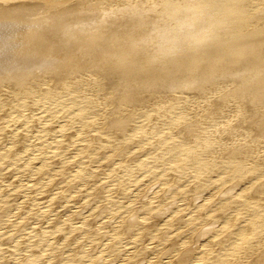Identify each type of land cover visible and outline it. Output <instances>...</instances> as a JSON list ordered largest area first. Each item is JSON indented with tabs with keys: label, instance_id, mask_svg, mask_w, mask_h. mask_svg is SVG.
<instances>
[{
	"label": "bare ground",
	"instance_id": "1",
	"mask_svg": "<svg viewBox=\"0 0 264 264\" xmlns=\"http://www.w3.org/2000/svg\"><path fill=\"white\" fill-rule=\"evenodd\" d=\"M37 79L39 81V86L38 87L36 86V89H39L38 92H36L37 97H38V93L41 89L44 92L47 90H50V89H52V86L56 85V83H58V85H59V81L60 82L64 81L65 87H66L67 83L69 84V82L76 84V85H77V83L81 84V85H78L77 88H73L71 90L68 89V91L70 93L75 92L76 94L81 95V97H82V95H84V97L85 96L87 97L85 100H84V98H82L80 100L77 97H74V95H72V97H73L72 100L74 98H77L75 100L76 101L75 103H77L78 100L85 101V103H80L81 106H83L82 104H84V105H86L87 108H89V110L91 109L90 114H89V110H87V108L85 107V110H87L88 114L90 115L89 119H87L88 116L86 117V119L89 122H93V123L97 122V123L93 124V123H88L87 121L84 120L85 122H83V123H88L91 125L92 124L98 125V129H97L98 133L102 131L101 129H105V130L107 129L106 131H108V132L110 131L109 136H111V134L114 136L115 135L117 136L118 134L121 133L119 135V137H121V139L126 137L125 142L132 141L133 139L134 140L138 139L139 137L134 138L133 136H136L139 133V131H137V129L141 128L139 126L136 127L137 125L136 126L131 125L130 121H132V120L129 118L130 116L138 115L140 113L137 110V107L139 109L140 106L134 107L132 109L133 105L129 106L128 102L130 103V101L127 98V101H128L127 102L125 100L126 99L125 97H127V96L129 97V95L136 96V98H135L136 101L140 98V103H141L142 99L146 102L150 101L151 98L154 100V97H155V99H158L157 95L160 92H158L157 95H155V96L154 95L152 96V94L153 93L156 94V92L158 90L161 91L163 88H169V90L171 88L172 89L171 91H173L174 89L175 90H177V89L181 90L179 92L177 91L178 92L177 94H180V95H178V98H180L181 94H183V93L185 94V97L188 98L187 99L184 97V95H182L183 98L187 99L183 103L184 111L181 110L182 112L177 113L178 109L180 111V107L178 109L176 108L177 112H174L176 114L174 116H172L171 119L168 118L170 121L166 122L168 124L165 125L164 129L162 130L165 132L167 131L166 134L169 135L168 136L169 139H171L173 142L172 153L169 154L168 157L165 156L166 158L164 156H161V157H163L162 159L165 158V161L169 162V164L172 166V167L169 166L170 168H173V165L180 166L179 163L181 164L183 162V159L187 158V157L184 158V156L187 155V152H189L190 149H192V150H190V152L191 151L195 152V149H193L194 146L193 147L191 146V145H194L193 143H195V142L190 141V142H193L190 145L189 144L190 142H187L188 139H186L184 137V136L189 135V134L191 135V133L194 132V131H192V127L195 125V121L197 123V125H195V126H200L199 123L201 120L198 118L199 119V122H198V120H194V119H196V117L198 115L201 114V116H202V114H203V116H202L203 120L205 121L207 118V120L205 122H208V120L211 119L210 117L213 116L211 113H213L214 111L210 112V110H211L210 108H212V107H208L207 109H210V110H208L206 112L205 108L207 106H211V104L213 106V104L215 105V104H217V102L224 101V100L227 101V103L229 102L228 105H227V103L224 104V105H226L225 106L226 108L227 107L231 108V109H227L228 111H226V112L223 111L222 109H220V107L218 109H213V110H216L215 111L216 114H218L222 111L221 112L222 116H219L216 119V122L213 121V120H215L214 117H213V120H211V124L208 122L209 124L206 125V123H204V121L203 122L201 121V125H202V127L200 126L201 131L204 130V128H205L204 126L210 127L208 132L205 133L206 135L203 134L204 135V137H203L204 142L208 144V148L207 149L203 148V149H205V153L202 154L204 152L203 151L200 154V151L203 150L201 148L205 147L207 145H204V146L201 145L202 146L201 147L199 145L202 144L203 141L202 142L199 141L200 143L198 142L199 143L198 146L200 147L201 150L198 151L199 153L196 152L197 157H195V159L190 158L188 160V162L186 161L187 163H184L188 166L187 167L188 170L191 167L193 169L194 167L200 166V167L204 168V170H202V171H205V170H207V168H208L207 166H209V164L213 161V159H216L217 157L219 159L221 157H224L223 159L222 158L220 159V162H218L221 165V168L219 169V171L217 169V171L220 173V176H221L220 181H217V178H216L217 175H216L215 178H216L217 182L214 179V181H212L210 183L208 182L209 184L208 183L205 184V182H200V183L198 182L197 184L194 183L195 184V185L193 184L195 186L194 192H193V190L192 191L189 190V188H191V187H188V185L186 187L190 191L189 196L187 198L188 202H190L192 200H196L195 198H205V195L210 188H213V189L216 188V190H220L217 188H221V187L223 188L222 184H227L230 181L231 177L233 176V175L231 176V174H232L231 169H233V167H235L234 164H236V162L239 161V163H240L241 159H243V158L245 160L247 159L246 162H244V159H243V162L247 163V166L249 168H251V170H253L252 168L256 169V166L258 169V166L260 165L261 161L263 160V159L262 160L259 159L258 156H259L260 152L263 151V153H264V0H0V85H3L0 87V89L2 87L9 86L10 84H13V83L20 84L19 82H22V83L26 84V82H28L29 80L33 82L35 80L37 81ZM50 80H52V83H48ZM55 80H57V82ZM53 81H55V82L53 83ZM35 82H33V83H35ZM30 84H31V82H30ZM13 85H15V84H13ZM21 85H23V84H21ZM21 85H19L18 88H20ZM125 85H126V87H125V89H123ZM62 86H63V84H62ZM10 87L12 89L13 86L11 85ZM16 88H17V86H16ZM29 89H31V88H29ZM82 89L85 90L86 92H90V94L86 93ZM194 89H195V91H194ZM197 89L200 90L201 92L199 93V91H197ZM206 89L209 90L208 93L205 92V91H207ZM2 90H3V88H2ZM5 90L7 91L8 89L5 88ZM58 90L56 92H59ZM64 90H66V89H63V92H64ZM114 90L120 91L121 97H120V95H119V97H117V95L120 92H117V95H116L115 94L116 92H114ZM203 90H205V91L203 92ZM35 91H37V90H33L32 92L31 91L30 92L33 95V94H35ZM153 91H156V92H153ZM196 91L198 93H195ZM2 92H4V90ZM9 92H12V90L11 91L9 90L7 93H9ZM47 92H49V91H47ZM91 92H95V93H91ZM97 92L101 93V94H98ZM31 93H30V95H31ZM201 93H202V96H201ZM25 94L27 95V93H25ZM69 94H67V95H69ZM114 94H115V96H114ZM190 94L192 96H190ZM2 95H3V93H2ZM67 95H66V97H67ZM188 95H189V97H188ZM138 96H139V98L137 99ZM5 97H6V95H5ZM23 97H25V95H23ZM33 97H34V95H33ZM43 97H44V95H43ZM70 97H71V95H70ZM175 97H176V94L174 93L173 96H171V98H173L174 102L175 101L178 102L177 100H174ZM161 98H163V97H161ZM178 98H175V99H178ZM183 98L180 100L183 101L184 100ZM41 99H43V98H40V100ZM189 99H192V100L189 101ZM61 100H62V98H61ZM66 100H67V98H66ZM233 100H234V102L230 103ZM35 101H36V99H35ZM124 101H126V102H124ZM168 101H169V99H168ZM187 101H188V103H187ZM198 101H199V104H197ZM27 102H28V100H27ZM27 102H26V105H27ZM170 102H171V100H170ZM55 103L56 102H54V104ZM78 103L76 105L80 106V104H78ZM169 103H167V104H169ZM194 103H196V104H194ZM72 104H74V102ZM142 104H144V103L142 102ZM173 104L171 103L172 107H173ZM23 105H24V103H23ZM137 105H139V103ZM74 106H75V104H74ZM79 106H78V108L80 109L81 107H79ZM218 106H221V105L220 104L217 106L215 105V108H217ZM174 107H175V105H174ZM22 108H24V106ZM69 108H71V106ZM82 108L84 110V107H82ZM156 108H154V109H156ZM159 108H163V107L160 106ZM221 108H224V107H221ZM26 110H28V109H26ZM71 110L69 111V113L71 112ZM76 110H78V109H76ZM140 110H142V109H140ZM149 110H150V107H149L148 111ZM167 110L169 111V108H167L165 111H167ZM65 111L68 112V110H65ZM78 111H80V110H78ZM143 112L145 114V111H143ZM143 112H141V113H143ZM147 112H146V114H147ZM153 112L154 111H152V113ZM160 112H162V111L160 110ZM75 113H78V112H75ZM83 113H80V115L81 114L83 115ZM154 113H156V112H154ZM144 114H142V115H144ZM169 114H170V112H169ZM41 115H38V116H41ZM163 115H165V114H162V117L161 116H159V117L163 118ZM18 117H20V116H18ZM135 117L137 118L138 116H135ZM192 117H195V118L192 119ZM208 117H209V119H208ZM65 118H66V116H65ZM74 118H73V120H74ZM83 118H85V117H83ZM128 118L130 120L129 123H128ZM150 118H152V116H150ZM9 119H11V118H9ZM18 119L15 118L14 121L18 120ZM159 119L160 118H158L157 120H159ZM4 120H6V119H4ZM66 120H64V121L66 122ZM7 121L9 122L8 119H7ZM14 121H13V123H14ZM18 121H19V123H21L20 119ZM18 121H16V122L18 123ZM26 121H28V120H26ZM75 121H76V119H75ZM78 121L80 122V120H78ZM212 121L215 123L213 124ZM79 122L77 123V125H80ZM164 122H162V123H164ZM69 123H71V121ZM150 123H151V121H150ZM1 124H2V122H1ZM1 124H0V126H1ZM4 124L6 125L5 121H4ZM59 124H61V123H59ZM71 124H72L71 125V127H72L75 123L73 122ZM62 125H65V124H62ZM11 126H12V123H10V129L12 128ZM59 126L57 127V130H58ZM3 127H6V126L2 125V127H0V128L2 129ZM7 127H9V125ZM7 127H6V129H7ZM61 127H63V126H61ZM64 127L66 128V126H64ZM87 127H88V125H87ZM89 127H91V126H89ZM70 128L68 127V130ZM202 128H203V130H202ZM1 129H0V133H2ZM12 129L16 130L15 128H12ZM21 129H23V128H21ZM45 129L47 131L48 127ZM50 129H48V130L50 131ZM55 129H56V126H55ZM75 129H78V126ZM99 129H100V131H99ZM194 129H195V127H194ZM23 130H25V129H23ZM64 130L66 131L67 129H64ZM2 131H4V128ZM18 131H19V129H18ZM27 131H25V133ZM51 131H54V130H51ZM71 131H72V128H71ZM94 131L95 130H93V132L91 130L88 131V133L90 132L89 133L90 136L88 135V133L86 131L84 133L85 134L87 133V135L89 137H91V139L95 137L94 136L95 134H97V137H100V139L102 138L101 140H103V138H105V136L107 137V135L105 133H102L104 131H102L101 134H99V136H98V133H95ZM201 131H196L195 133H197V132L200 133ZM4 132L2 134H4ZM15 132H17V130ZM15 132L13 131L11 133H13L14 136L17 133H19V132H17V133H15ZM21 132L22 131H20V133ZM59 132H60V130H59ZM78 132L80 133V129H78ZM108 132H106V133H108ZM40 133L38 135L37 134L36 135L42 136V133L41 134ZM60 133H63V132H60ZM122 133L125 134L124 135L125 137H122L123 136ZM46 134H47V132H46ZM58 134L59 133H57L56 136ZM65 134H66V132H65ZM65 134H63V135H65ZM68 134L69 133H67L66 135H68ZM71 135L74 136L73 134H71ZM75 135L77 136L78 134H75ZM79 135H81V134H79ZM167 135H166V137H167ZM193 135H195V134H193ZM12 136L10 137V139L12 138ZM72 136H71V138H72ZM2 137H3V139H4V137L8 138L6 136V134L2 135ZM2 137H1V139H2ZM33 137H35V135H33ZM65 137L66 136H64V138ZM131 137H133V139H131ZM168 137L166 139H168ZM36 138H38V137H36ZM68 138L71 139L69 136L67 137V139ZM76 138L77 137H75L74 140ZM81 138L79 139V141L81 140ZM111 138H113V137L111 136ZM114 138H116V137H114ZM128 138H130L131 140ZM192 138L193 137H191V139ZM3 139H2V141H3ZM14 139L15 138H13L11 140H14ZM20 139H21V137H20ZM22 139H23L22 142L25 143L23 137H22ZM42 139H44V138H42ZM42 139H40V140H42ZM67 139H65V140H67ZM98 139L99 138H97V140ZM107 139L109 140V137ZM117 139H118V141L121 140L120 138H117ZM7 140H9V139H7ZM49 140H50V138H49ZM74 140H72L71 144H75V143H73ZM93 140L94 139H92V141ZM101 140H99V141L101 142ZM104 140H106V139H104ZM122 140H121V145H124ZM134 140H133V142H134ZM15 141H16V139H15ZM54 141H55V143L57 142L56 140H54ZM75 141H76V143L79 142L78 140H75ZM140 141H141V139H140ZM33 142L35 143L36 140ZM40 142L37 144L40 145ZM42 142H45V141L42 140ZM69 142H67V143H69ZM80 142H81V146H84L85 150H87L89 148L91 149L93 147L95 148V146H93L94 144H96L95 142H94V144L92 142L93 145L91 144L93 147L89 146V148L87 147V149L85 146H87L90 143L89 140L87 141L88 144L86 142L83 143L84 140H83V142L82 141H80ZM100 142L98 144H100ZM11 143H14V142H11ZM50 143H51V141H49V144ZM63 143L64 142H61V144H63ZM82 143L87 144V145H82ZM119 143H120V141H119ZM119 143H118V145H119ZM237 143H238V145L236 147ZM254 143L256 144L255 147L250 148L251 145ZM2 144H4V143H2ZM5 144H7V143H5ZM26 144H27V142H26ZM42 144L43 143H41V145ZM56 144H58V143H56ZM56 144L54 145V147L56 146ZM61 144H60V147H61ZM31 145H33V144H31ZM51 145H53V143ZM106 145H105V149H106ZM121 145H120V147H121ZM128 145H129V143L127 144V147H128ZM7 146H8V144H7ZM19 146H20V144H19ZM98 146H97L96 150L98 149ZM100 146H102V145H100ZM130 146L131 145H129V147ZM16 147H14V148H16ZM60 147H58V148H60ZM77 147H78V144L76 145L75 152L77 150ZM103 147H104V143H103ZM107 147H108V145H107ZM122 147H124V146H122ZM134 147H136V146H134ZM138 147H139V145H138ZM245 147H247L246 150L244 149ZM11 148H13V147H11ZM41 148H42V152H43L44 149H43V147H41ZM94 148L91 150H94ZM125 148H126V145H125ZM253 148H254V150H253ZM51 149L52 148H50V150ZM67 149H69V148H67ZM162 149H163V147H162ZM20 150H21V148H20ZM36 150L37 149H35V151ZM50 150H48V151H50ZM57 150H55V152ZM85 150H83V151H85ZM248 150H250V154H247V152H249ZM95 151H93V152H95ZM97 151H99V149ZM101 151H99V152L101 153ZM103 151H104V149H103ZM107 151H108V149H106V152ZM112 151H114V148ZM3 152H5V151H3ZM17 152H19L18 149H17ZM17 152L14 151V153H16V154H17ZM38 152H39V150H38ZM44 152H46V151H44ZM75 152H73V153H75ZM78 152H81V150ZM85 152L87 153L86 155L88 157L92 153L91 152L88 155L89 152H87V151H85ZM99 152H98V154L96 153L97 156L98 155L102 156L103 153L99 154ZM143 152H145V151H143ZM31 153H32V150H31ZM33 153L35 154V152H33ZM46 153H48V152H46ZM62 153H64V152H62ZM65 153L67 154V152H65ZM116 153H115V155L118 156L119 154L118 153L116 154ZM161 153H163V152H161ZM193 153H191V154H193ZM2 154H4V153H2ZM51 154H49V155H51ZM107 154H110L111 156L113 155L109 152H107ZM73 155L74 154H72L71 156H73ZM86 155H85V157H86ZM106 155L103 158H106ZM121 155H122V153H121ZM146 155L144 156L145 158H147ZM156 155L157 154H155V158H156ZM165 155H167V154H165ZM193 155H195V153ZM260 155H262V154H260ZM0 156H2V155H0ZM101 156H99V160H100ZM75 157H76V155H75ZM83 157H82V159H83ZM85 157H84V159H85ZM113 157H114V155H113ZM149 157L151 158V156H149ZM188 157H190V156H188ZM7 158H8V156H7ZM48 158H50V157H48ZM78 158H80V156ZM78 158L76 157L77 160H78ZM116 158H115V160L112 158L115 161V163L113 162L114 164H116V160L118 159V158L117 159ZM145 158H144V160H145ZM150 158H149L148 164H150ZM152 158H151V160H153ZM11 159H13V156ZM79 160H81V159H79ZM218 160H216V161H218ZM36 161H38V160L36 159ZM71 161L69 163H72ZM121 161H123V160H121ZM146 161L148 162V160H146ZM159 161H161V160H159ZM12 162H14V161H12ZM47 162H48V160H47ZM55 162H56V160H55ZM87 162H89V161H87ZM137 162L140 163V161H137ZM152 162H154V160ZM6 163H7V165H9L8 162H6ZM121 164H122V162H121ZM163 164H162V166H163ZM7 165H4V167L5 166L7 167ZM67 165H70V164L67 163ZM67 165L65 168H67ZM83 165H84V163H83ZM141 165L143 166L144 164H141ZM30 166H32V164ZM45 166H46V164H45ZM57 166H59V165H57ZM84 166L88 167V169H89L88 165L85 164ZM123 166H124V164H123ZM123 166H121V165L119 166L120 170H121V167H123ZM145 166H146V164H145ZM145 166H143V167L145 168ZM148 166H150V165H147L146 167L148 168ZM241 166H244V164L242 163ZM34 167H36V165ZM40 167L42 168V166H40ZM46 167H48V165ZM46 167H44L42 169H46ZM55 167L53 169H55ZM79 167H81V166H79ZM96 167H97V165H96ZM182 167H183V165L181 166V168ZM240 167H237V168H239V170L242 171V169H240ZM244 167H246V166H244ZM261 167H264V166L261 165ZM65 168H64V170H62V172L60 174H62L65 171ZM68 168H70V167H68ZM185 168H186V166H185ZM187 168L185 169L186 171H187ZM7 169H9V168H7ZM58 169H60V166ZM74 169H76V168H74ZM83 169H87V168H83ZM245 169H247V168H245ZM71 170H69L70 172L67 170V172H69V174H71ZM91 170H93V169H91ZM149 170H151V169H149ZM12 171H14V170L12 169ZM47 171H49V170H47ZM84 171L87 172V170H84ZM152 171H151V173H152ZM161 171L159 173L163 172V171L162 172ZM165 171H167L166 168H165ZM192 171H190V172H192ZM202 171H201V173H202ZM253 171H255V170H253ZM8 172H9V170H8ZM80 172H81V170L79 171V173ZM167 172H169V171H167ZM167 172H166V174H167ZM172 172H174V171H172ZM190 172H189V174H190ZM205 172H207V171H205ZM30 173H31V171H30ZM58 173H59V171H58ZM72 173H74V172L72 171ZM79 173H77V174H79ZM153 173H154V171H153ZM177 173L175 175H178ZM238 173H240V171H238ZM255 173H257V175L255 174L256 176L252 180L248 181L247 184H245L246 186L244 187V189H242L241 192L239 193V195L234 197L233 200L230 197V193L233 192V189L235 187L238 188V186L242 182L245 183L246 181L244 182V180H247V178H245V176H241L240 174H236V176L237 175H240V176H238L236 182L233 183V185L231 186L232 188L227 189L226 192H223L222 195L220 193H218L222 196V199L224 198L223 200L221 199L222 201L220 200V198H219L220 202H216V203L211 200L214 196L217 195L218 191H216V190H215L216 193L210 192L208 194V196L206 195L207 198H205L206 200L202 202L203 205L204 204L206 205L208 203L213 202L212 203L213 206L208 210L209 214H208L207 220L205 218L203 220L202 219L197 220V219H199L197 217V215H199V212L195 216L192 214L193 212L192 213L189 212L193 216V217L190 216V217H192L190 219V221L188 219H186L187 217L186 218L184 217L185 215L183 212L182 213L184 216H182V214H180V216H176L178 210L174 213L172 212V210L176 209V207H179V205L178 206H177V204L171 205L170 204L171 200H169L170 197H169V199H168V197H166V199L169 200L168 201L169 205H167L168 204L167 203L166 204L167 206L163 205L167 201L166 202L164 201L165 203H162L163 201L161 202L159 200L162 203L163 207L158 209V207H160L161 204L157 203V205H155V207H153L156 210H153V208L148 210L146 207L147 211L146 210L144 211V210L140 209L141 207H139L138 209H140V210L134 212L133 214L130 212L132 214V216L129 215L130 218H128L129 216H127L126 219H124L126 217L125 213H127V215H128V212L121 213L123 215L125 214L124 215L125 217L123 216V219H122V220H124V223L120 221L123 224V227H126L128 223H129L128 227H130L131 224H133L134 228L136 230V234L142 233L141 231H143L144 228H146V227H142V225H144L143 224L144 222H149L148 221L149 219H151V221H152V219H155L159 216H162L163 218L165 216L166 217L169 216L168 222L172 223L173 221H175L174 223H176V224H174V227H172L173 224H171L170 228L165 227L166 224H168V222L166 221L167 223L165 224L164 227L166 229L168 228V231L163 227L165 231H163V229H162L163 232L160 231L159 233H157L158 238L159 237L162 238L159 235L162 233L165 235H172V237H170V238L166 237V239L156 240L157 242H156V244L154 243V247H151L153 245V243H151L153 240L152 241L148 240V241H150L149 245H151V246L143 245V246H145V248H143V249H145L144 250L145 253L142 252L143 249H141L143 246H141V248H139L140 250H142L140 253L139 249H137L138 247L136 246L137 247L136 248L133 245L134 243H132V245H133V247H135V249L131 248L132 247L131 245H130L131 247L130 248L127 247L126 250H123L124 248L121 249L123 251L119 252V255L122 258H120L119 260L116 258L118 262L116 261L117 263H111V264H264V216H262V214H261V212L264 211V197H263L264 195H261L260 198H257L259 196V194H264V179L261 181L259 180V182L256 184V186H254L255 180L264 176V168L258 170L257 172L255 171ZM21 174H23V173H21ZM54 174H56V173H54ZM108 174H110L109 171H108ZM148 174L150 175V172ZM162 174H164V173H162ZM192 174L193 173H191V175ZM234 174H235V172H234ZM242 174L244 175V173H242ZM32 175H34V174H32ZM72 175H71V178H72ZM74 175H73V177H74ZM53 176H55V175H53ZM159 176H161V175H158V178H159ZM172 176H173V174H172ZM204 176H203V178H204ZM211 176H210V178H211ZM6 177L9 178V175ZM14 177H16V176H14ZM14 177H12V178H14ZM33 177H30V178H33ZM40 177H42V176H40V174H39L38 179H40ZM122 177H123V175H122ZM136 177H137L136 175L133 177V181L134 180L136 181ZM164 177H166V175ZM167 177H169V176H167ZM174 177H175V179L176 178L179 179V175L177 177L176 176H174ZM174 177H173V179H174ZM51 178L52 177H50L49 179H51ZM71 178H70V180H71ZM74 178H76V177H74ZM118 178L119 177H117V179ZM194 178H196V176H194ZM207 178H209V177H207ZM207 178L205 177V179H207ZM232 178H234V177H232ZM0 179H2V178H0ZM16 179L20 180V178H17V177H16ZM33 179H29V180H33ZM108 179H110V178L108 177ZM173 179L171 180L172 182L174 181ZM200 179H202V178L200 177ZM11 180H13V179H11ZM43 180L44 179H42L41 181L43 182ZM54 180H53V182H54ZM59 180H61V179H59ZM76 180H77V178H76ZM27 181H28V179H27ZM45 181L47 182V179ZM71 181H73V180H71ZM71 181H69V182H71ZM109 181L111 182V180H109ZM179 181H180V179L178 180V182ZM32 182H34V181H32ZM73 182H75V181H73ZM84 182H86V180ZM108 182L106 184L109 185L110 182L109 183ZM19 183H21V182H19ZM19 183L17 181L16 186H18ZM43 183L41 185H43ZM169 183L170 182L168 181L167 184H169ZM176 183L173 182L174 185H176ZM36 184L38 185V183H36ZM47 184H45L46 187H47ZM81 184L83 185V183H81ZM118 184H119V181H116V183L114 185L115 189L113 190L112 194L114 193V191H116V187L119 188L120 186H122V185L117 186ZM129 184H131V183H129ZM133 184H135V182ZM159 184L161 185V183H159ZM159 184H156V185H159ZM186 184H188V182ZM75 185H77V184H75ZM82 185L79 184V188ZM108 185H105V188H106V186L108 187ZM124 185L126 186L127 184L126 183L123 184V187H124ZM163 185H165V184H163ZM180 185H182V184H180ZM18 187H20V186H18ZM42 187H44V185ZM75 187H73V188H75ZM109 187L111 188V185H109ZM178 187H176V189ZM21 188L22 187H20V189ZM68 188H70V187H68ZM73 188H71V189H73ZM136 188H137V186L135 187V189ZM157 188L158 187H156V189ZM179 188H181V186ZM179 188H178V190H179ZM192 188H193V186H192ZM38 189H40V188H38ZM71 189H70V191H71ZM121 189H118V190H121ZM162 189H164V187ZM174 189H175V187H174ZM23 190H25V187L23 188ZM26 190H28V189L26 188ZM43 190H44V188H43ZM94 190H95V188H94ZM110 190H112V189H109V193H110ZM154 190H152V191H154ZM222 190L219 192H222ZM56 191H57V188H56ZM56 191H55V193H56ZM63 191H65V190H63ZM107 191H108V189H107ZM107 191H105V192H107ZM164 191H163V193H164ZM168 191L170 192V191H172V189H170V190L168 189ZM9 192H8V194H9ZM72 192L73 191H71V194H73ZM74 192H75V190H74ZM105 192H104V194H105ZM181 192H182V190H181ZM17 193H18V191H17ZM154 193H156V192H154ZM154 193H152V194H154ZM186 193H187V191H186ZM13 194L14 193H12V195ZM27 194H29V192H27ZM69 194H70V192H69ZM169 194H167V195H169ZM232 194L233 193H231V196H232ZM67 195H65V196H67ZM177 195H178V193H177ZM184 195H185V193H184ZM31 196H33V194ZM65 196H63V197H65ZM150 196H151V194H150ZM153 196H151V197L153 198ZM182 196H183V194H181V198H184ZM221 196H219V197H221ZM100 197H102V196H100ZM103 197L106 198L105 195ZM112 197H113V195H112ZM176 197L177 196L175 195V198ZM32 198H35V197L33 196ZM32 198L30 197V199H32ZM58 198H62V197L58 196ZM109 198L111 199V197H109ZM115 198L116 197H114L112 200L118 201ZM120 198H118V199L121 200ZM122 198H124V197L122 196ZM215 198H217V197H215ZM255 198H257V200H255ZM10 199H11V197H10ZM14 199L17 200V198H15V197H14ZM50 199H47V200L50 201ZM65 199L68 200V199H72V198H66L65 197ZM171 199H172V196H171ZM229 199H231V200H229ZM18 200H19V198H18ZM59 200H60V202L62 201L61 199H59ZM101 200H103V199H101ZM155 200H156V198H155ZM161 200H163V199L161 198ZM182 200H185V199H182ZM215 200H218V198ZM107 201H108V199H107ZM28 202H29V200H28ZM155 202H157V200L154 201V204H155ZM178 202H180V201H178ZM11 203H12V201H11ZM13 203H15V202L13 201ZM13 203L11 204L12 208H14ZM24 203L25 202H23V205H24ZM50 203L54 204L55 202L52 203V201H51ZM138 203H140V202H138ZM183 203H181V204H183ZM37 204H40V203H37ZM122 204L123 203L119 204V205H121V208L123 206ZM192 204H193V201H192ZM42 205L45 206V204H42ZM60 205H59V207H60ZM64 205L62 204L61 206H64ZM66 205H67V203H66ZM80 205H81V203H80ZM112 205H110V206H112ZM124 205L127 206V204H124ZM146 205H147V203H146ZM148 205H149V203H148ZM52 206L53 205H51V207ZM108 206L106 205V207H108ZM115 206H116V203H115ZM115 206L113 205L112 209ZM129 206H131V205H129ZM129 206L127 208V211L129 209ZM138 206H141V205H138ZM189 206H191V205H189ZM16 207H17V205H16ZM134 207H136V206H134ZM194 207H196V206L194 205ZM45 208H46V206H45ZM45 208H44V210H45ZM47 208H49V207H47ZM116 208H117V206H116ZM180 208H181V205L177 209H180ZM123 209H125V207ZM193 209H195V208H193ZM16 210H15V212H16ZM19 210H21L19 212H22V210H24V209L21 208ZM38 210H40V209H38ZM81 210H82V208H81ZM107 210H110V209H107ZM107 210L105 209L106 212H108ZM113 210L115 211V209H113ZM233 210H235V211H233ZM82 211L85 212V210H82ZM187 211H189V210H187ZM203 211H206V210H204V208H203ZM3 212L4 211H1L0 216H2ZM40 212H41L40 214H42V210ZM103 212H104V210H103ZM24 213H25V211H24ZM91 213H90V215H91ZM99 213L101 214L100 211H99ZM111 213H114V212H111ZM179 213H181V212H179ZM5 214L3 215L4 217H5ZM19 214H20V216H22L21 213H19ZM25 214H27V213H25ZM102 214H104V213H102ZM105 214H107V213H105ZM115 214H118V213H114V217H115ZM194 214H196V213H194ZM201 215H202V213H201ZM201 215H199V217ZM30 216H33V214L32 215L30 214ZM10 217L11 216L9 215V219H11ZM27 217H29V215ZM27 217H26V219H27ZM56 217H58V216H56ZM96 217H98V216H96ZM201 218H203V217H201ZM110 219H108V220H110ZM210 219H212V221L206 223ZM16 220H18V218ZM58 220H59V218H58ZM62 220H64V218H62ZM81 220H82V218H81ZM93 220H94V217H93L92 221ZM92 221H89V222H92ZM158 221L160 223H162L158 218L157 222L155 220L157 225L159 223ZM192 221H195V223H193ZM4 222L6 223V222H11V221H4ZM25 222H26V220H25ZM27 222H28V220H27ZM31 222H33V221H31ZM117 222H118V220H117ZM155 222H153V224ZM191 222L193 224L188 226V224ZM81 223L82 222H80V224ZM116 223L114 225L118 226L119 224L117 225ZM75 224H72V225L75 226ZM78 224H79V222H78ZM107 224H109V223H107ZM140 224H142L141 227L143 229L136 227L137 225L140 227ZM156 224H154V225H156ZM68 225H70V224H68ZM81 225H78V226H81ZM105 225H106V220H105ZM133 225H132V227H133ZM112 226H113V224H112ZM112 226L110 224V227H112ZM147 226H149V225H147ZM70 227L73 228V226H70ZM132 227H130V228H132ZM157 227L159 228L160 226H157ZM87 228H89V226ZM130 228H129V230H130ZM92 229H94V228H92ZM118 229H120V228H118ZM118 229L116 227V229H114L113 231H115V230L118 231ZM54 230L55 229H53V231ZM85 230H87V229H85ZM102 230L103 229H101V231ZM120 230H119V233H120ZM154 230H156V229H154ZM21 231H23V230H21ZM103 231H105V230H103ZM144 231H148V229L144 230ZM166 231H167V233H166ZM31 232H33V231H31ZM91 232L92 231L90 230V233ZM93 232L97 233L96 230H93ZM124 232L126 234V231H124ZM124 232H123V235H124ZM13 233H14V231H13ZM21 233H19V234H21ZM39 233H37V234H39ZM98 233H99V231H98ZM113 233H115V232H113ZM116 233H118V232H116ZM23 234H25V233L23 232ZM83 234H85V233H83ZM130 234H133L132 231ZM147 234H148V232L146 233V235ZM117 235H119V234H117ZM123 235H122V237L121 236L120 237L121 238L126 237V235L125 236H123ZM143 235L141 234V236H143ZM152 235H154V233L153 234L151 233V236ZM110 236H112V238H113V234ZM93 237H94V235H93ZM99 237H101V236L99 235ZM137 237H138V235H137ZM121 238H118V239L120 240ZM126 238H124V239H126ZM148 238H149V236H148ZM153 238H154V236H153ZM33 239H35V238H33ZM131 239H133V238H131ZM146 239H147V237H146ZM85 240H87V239H85ZM94 240H95L94 242H96V239H94ZM114 240L115 239H113L111 242H109L108 246L105 244L106 247H109L108 250L106 249V252L101 251L99 253L95 252L94 250H91V249H93L91 247L90 248L87 246L83 247L84 245L82 247L80 246V248H81V249L79 248L80 251L77 250V248L73 249V247L76 244L73 247H71L69 245L71 248L69 247L66 249V252L63 253L64 256H62V258L68 257V259H70L72 262L75 261V263H73V264H76V260L79 261V259L86 260V262L87 261H95V262L98 261L99 264H100V262H102L103 264L105 262L107 263L105 258H109V256L112 259L114 258V257H112L113 256V253H111L112 251L111 252L109 251V250L113 249V248H111V245H114L116 243V241H115V243H113ZM138 240H137V242H138ZM106 241L107 240H105V243H107ZM125 241L126 240L118 241V243H117L118 245L115 244V246L117 245L115 247V251L119 248V246L123 245ZM134 241H136V240H134ZM53 242H54V240H53ZM137 242H135V244ZM141 242H142V240H141ZM159 243L161 245L157 246V244H159ZM142 244H144V243H142ZM96 246H98V245H96ZM123 246L125 247V245H123ZM123 246H121L120 248H122ZM126 246H127V244H126ZM155 246H157V247H155ZM46 248H48V246ZM151 248H153L152 249L153 253H151V251H150ZM48 249H46V250H48ZM148 249H150V250H148ZM27 250H29V249H27ZM132 250L135 251L136 255H134L135 253H131ZM43 251H45V249ZM117 251H119V250H117ZM136 251L139 253H137ZM147 251H150V252H147ZM107 252H110L111 254L105 255ZM122 253H123V255H122ZM145 254H147V255H145ZM115 255H117V252ZM37 256H38V253H37ZM51 257H53V256H51ZM59 257L60 256H58L56 259H58ZM19 258H23V257H19ZM35 258H36V256H35ZM16 260H17V258H16ZM53 260L54 259H52L50 261H53ZM113 260L115 261V259H113ZM55 261H54V263H55ZM65 261H67V259ZM114 261H111V262H114ZM23 262H24V260H23ZM62 262H63V260H62ZM82 262H84V261H82ZM108 262H110V261H108ZM14 263L18 264V262H14ZM78 263H80V262H78ZM58 264H60V263H58ZM63 264H65V262ZM90 264H92V263H90ZM107 264H109V263H107Z\"/></svg>",
	"mask_w": 264,
	"mask_h": 264
},
{
	"label": "rangeland",
	"instance_id": "2",
	"mask_svg": "<svg viewBox=\"0 0 264 264\" xmlns=\"http://www.w3.org/2000/svg\"><path fill=\"white\" fill-rule=\"evenodd\" d=\"M26 81V80H25ZM30 81V80H29ZM26 82V84L25 83H22V82H19L20 84H18V83H13V84H15V85H13V84H10L9 86H6V87H2L3 88V90H4V92H2L3 90H2V88L0 89V124H1V122H2V124H1V126L0 127H2V125L3 126H8L9 125V127H7V129H6V127H3L4 128V131H2L3 130V128L1 129V132L3 133L4 132V134H2V133H0V155H4L3 157L2 156H0V178H2V179H0V210L1 211H4L3 213H2V216L5 214V217L3 216H0V264H17V263H14V262H18V264H58V263H60V264H63L64 262H65V264L67 263V264H73V263H75V261H71L70 259H68V257H63L62 258V256H64V254L63 253H65L66 252V249L67 248H69L70 246L71 247H73L75 244L77 245H75L74 247H73V249L74 248H77V250H79V248H80V246L82 247L83 245V247H85V246H87V247H91V248H93V249H91V250H94L95 252H97V253H99V252H101V251H103V252H106V249L108 250V248L109 247H106L105 246V244L108 246L109 245V242H111L113 239H115L114 240V242L113 243H115V241H116V243L115 244H117L118 243V241H123V240H126L125 242H124V244L123 245H125V247L123 246V245H121V246H123L122 248H120L121 246H119V248L117 249V250H119V251H115V247L118 245H116L115 246V244L114 245H111V248H113V249H111V250H109L111 253H113V256L112 257H114L113 259H115V261L109 256V258H105L106 259V261H107V263H109V264H111V263H117L118 261H117V259L119 260L120 258H122V257H120V255H119V252H121V251H123V250H126L127 249V247H131V248H134L135 249V247L137 248V249H139V248H141V246H143V245H145V246H148L149 245V243H150V241H152L151 243H153V245L151 246V245H149V246H151V247H154V243L156 244V240H162V239H166V237L167 238H170V237H172V235H165V234H159L162 238H158V234L157 233H159L160 231H162V229H163V231H165L164 230V228L165 227H169L170 228V226H171V224H173L172 225V227H174V224H176V223H174L175 221H173L172 223L171 222H168L169 220H168V218H169V216L168 217H162V216H159V217H157V218H155V219H152V221H151V219H149L148 221L149 222H144L143 224L145 225H142V224H140V227L137 225L136 227H138V228H140V229H143L142 227H146V228H144V230H147L148 229V231H141L142 233H140V234H136V230H135V228H134V225L133 224H131V226L130 227H132V225H133V229L132 228H130V227H128V225H129V223L127 224V226L126 227H123V224L121 223V222H123L124 223V220H122L123 219V216L125 217L124 219H126L127 218V216H132V214L134 213V212H136V211H138V210H146L147 211V209L149 210V209H151V208H153V207H155V205H157V203L159 204H161V206L160 207H158V209L159 208H161V207H163L162 206V203H165L166 201V203L165 204H163L164 206H167V205H169V200H171L170 201V204L171 205H175V204H177V206L179 205V207H180V205H181V208L180 209H177V208H179V207H176V209H173L172 210V212L174 213V212H176L177 210V214H176V216H180V214H182V216H184L186 219H188L189 221H190V219L193 217L192 216V214L195 216V215H197V213L199 212V215H201V213H202V215L199 217V215H197V217L199 218V219H197V220H203L204 218L207 220L208 219V210L213 206L212 205V201H214L215 203L216 202H220V200L222 199V194H223V192H226V190L227 189H230V188H232L231 186L233 185V183H235L236 182V180H237V178H238V176H245V178H247V180H244V182L245 183H241L239 186H238V188L237 187H235L234 189H233V192H231V193H233L232 194V196H231V193H230V197H231V199L233 200V198L234 197H236L237 195H239V193L241 192V190L242 189H244V187L246 186L245 184H247V182L248 181H250V180H252L256 175H257V173H255V171L257 172L258 170H260V169H262V168H264V167H261V165L262 166H264V153H263V151L262 152H260V154H262V155H260L259 154V156H258V158L259 159H263L262 161H261V163H260V165L258 166V169H257V166H256V169L255 168H252L253 170H255V171H253V170H251V168H249L248 166H247V163H244V162H246L247 161V159L245 160L244 158V162H243V159H241V161H240V163H239V161L238 162H236V164H234V166L235 167H233V169H231L232 171H231V176L232 177H234V178H232L231 177V179H230V181L227 183V184H222V186H223V190L221 189V188H217V189H220V190H216V188H210L209 190H208V192L206 193V195L208 196V194L211 192V193H216V191H218L217 192V195L216 196H214L211 200V202L212 203H208V204H204L203 205V201H205L206 199L205 198H207L206 197V195H205V198H195L196 200H192L193 201V204H192V201H190V202H188V200H187V198H188V196H189V192L190 191H192L193 190V192L195 191V189H194V185L195 184H197L198 182L200 183V182H205V184L206 183H210V182H212V181H214V179H215V181H216V178H217V181H220V179H221V176H220V173L218 172L219 171V169L221 168V165L218 163V162H220V159L222 158H224V157H221L220 159L217 157L216 159H213V163L211 162L210 164H209V166H207L206 168H207V170H205V171H207V172H205V171H202V170H204V168H202V167H194L193 169H192V167L188 170V166L186 165V164H184V163H187L188 162V160L191 158V159H195V157H197V154H196V152H198L199 150H201V149H203V148H205V149H207L208 148V144L207 143H205L204 142V135H206L205 133L206 132H208V130L210 129V127L209 126H204L203 128H204V130H203V128H202V130L203 131H201V127H202V125H201V121L203 122L204 120H203V118H202V116H203V114H202V116H201V114L200 115H198L197 117H196V119H194V120H198V122H199V119L201 120L200 121V126H195V125H197V123H196V121H195V125L192 127V131H194L193 133H191V135L189 134V135H186V136H184L186 139H188L187 140V142H190V141H193V142H195V143H193V142H190L189 144L191 145L192 143L194 144V145H191L192 147H193V149H195V155H193L194 153L191 151L190 152V150H192V149H190L189 150V152H187V155H185L184 156V158H186V159H183V162L181 163L182 165H183V169L181 168V164L179 163V165L180 166H175V165H173V168H170V167H172L170 164H169V162H166L165 161V156H167L168 157V155L169 154H171L172 153V146H173V142H172V140L171 139H169V135H167L166 133H167V131L165 132V131H162L163 129H164V127H165V125H167L168 123H166L167 121H170L169 119H171V117L172 116H174L176 113H174V112H177V109L180 107V111H179V109H178V112L177 113H179V112H182L181 110H183L184 111V106H183V103H184V101H186L188 98L187 97H185V94L183 93V94H181V97H182V95H184V97L185 98H187V99H185V98H183L184 100L182 101V100H180V99H182L181 97L180 98H178V95H180V94H177L179 91H181V90H179V89H177V90H173V91H171L172 89L170 88V90H169V88H163L161 91H153V92H156V94L155 93H153L152 94V96L154 95H157V93L158 92H160L158 95H157V97H158V99H155V97H154V100L151 98L150 99V101H144L143 99H142V102L144 103V104H142V102L140 103V98H139V96L137 97V101H136V96H133V95H129V97L127 96V97H125L124 99L127 101V98H128V100L130 101V103L128 102V105L129 106H132V109L134 108V107H137V106H140L139 107V109H138V107H137V110L140 112L138 115H134V116H130L129 118L133 121H130L129 120V118H128V123H129V121L131 122L130 124L131 125H133V126H136V127H141L140 129H137V131H139V133L136 135V136H133L134 138L135 137H139L138 139H133V137H131V139H133L134 140V142H133V140L132 141H129V142H125V134L124 133H122V137H125V138H122L121 139V137H119V135L121 134H118L117 136L115 135H112L111 134V136L113 137V138H111V136H109V133H110V131L108 132V131H106L105 129H101L102 131H106V132H108V133H106L105 131L104 132H102V133H105L106 135H107V137L105 136V138H103V140L104 139H106V140H101L100 139V137H97V134H95V133H98L97 131V129H98V125H93L94 123H97V122H89L87 119H89V117H90V110H89V108H87L86 107V105H84V104H82L83 106H81V104L80 103H85V101H80L82 98H84V100L87 98L86 96L84 97V95H82V97H81V95H79V94H76L75 92V94L74 93H70L69 91H68V89L69 90H71V89H73V88H77V86L78 85H81V84H78L77 83V85L76 84H73V83H71V82H69V84L67 83V85H66V87H65V83H64V81H62V82H60L59 81V85H58V83H56V85L55 86H52V89H50V90H47V91H49V92H47V91H42V89L39 91V93L41 92L43 95H44V97H43V95L40 93H38V97H37V93L36 92H38V90L39 89H36V86L38 87L39 86V81H38V79H37V81L35 82V81H33V82H35V83H33L32 81H30L31 82V84H30V82ZM51 81V82H50ZM48 83H52V80H50ZM56 82H57V80H55ZM55 81H53V83L55 82ZM63 84V86H62V84ZM72 85H71V84ZM17 84V85H16ZM21 84H23V85H21ZM13 86L12 87V89H11V87L10 86ZM19 85H21V87L20 88H18V86ZM31 85V86H30ZM84 85V84H83ZM1 86H3V85H0V87ZM16 86H17V88H16ZM26 86V87H25ZM70 86V87H69ZM72 86V87H71ZM8 87V88H7ZM125 87H126V85L124 86V88L123 89H125ZM216 87V86H215ZM5 88L6 89H8L7 91L5 90ZM10 88V89H9ZM16 88V89H15ZM24 88V89H23ZM29 88H31V89H29ZM34 88V89H33ZM20 89V90H19ZM59 89V90H58ZM63 89H66V90H64V92H63ZM122 89V90H123ZM11 91L12 90V92H9V93H7L8 91ZM17 90V91H16ZM23 90V91H22ZM33 90H37V91H35V94H33L34 95V97H33V95H32V91ZM55 90V91H54ZM59 91V92H56V91ZM80 90V89H79ZM83 90V89H82ZM207 90V89H206ZM16 91V92H15ZM25 91V92H24ZM31 91V92H30ZM52 91V92H51ZM83 91H85V90H83ZM178 91V92H177ZM194 91H195V89H194ZM197 91H199V93L201 92L200 90H198L197 89ZM195 92V93H198V92ZM205 90H203V92H204ZM208 91L209 90H207V91H205V92H207L208 93ZM3 93V95H2V93ZM24 92V93H23ZM48 94H47V93ZM86 92V91H85ZM114 92H116L115 94L117 95V92H120V91H116V90H114ZM25 93H27V95L25 94ZM30 93H31V95H30ZM34 93V92H33ZM69 94V95H67V94ZM86 93H88V94H90V92H86ZM91 93H95V92H91ZM98 93V92H97ZM176 94V97L175 98H178V99H175L174 98V100H177L178 102H174L173 101V98H171V96H173V94ZM192 93V92H191ZM22 94V95H21ZM50 94V95H49ZM61 94V95H60ZM87 94V95H88ZM98 94H101V93H98ZM115 94H114V96H115ZM121 94V92L117 95V97H119V95ZM161 94V95H160ZM5 95H6V97H5ZM23 95H25V97H23ZM66 95H67V97H66ZM70 95H71V97H70ZM72 95H74V97H77L78 99H80V100H78L77 101V103L78 104H80V106L79 107H84V110H83V108L81 109H79L78 108V106L76 105L77 103H75L76 101V99L77 98H74L73 100H72ZM160 96V97H159ZM190 96H192L191 94H190ZM201 96H202V93H201ZM2 97V98H1ZM9 97V98H8ZM15 97V98H14ZM17 97V98H16ZM36 97V98H35ZM50 99H49V98ZM55 97V98H54ZM58 97V98H57ZM80 97V98H79ZM120 97H121V95H120ZM134 99H133V98ZM161 97H163V98H161ZM166 97V98H165ZM188 97H189V95H188ZM4 98V99H3ZM8 98V99H7ZM22 98V99H21ZM24 98V99H23ZM30 98V99H29ZM40 98H43V99H41L40 100ZM61 98H62V100H61ZM66 98H67V100H66ZM123 98V97H122ZM121 98V99H122ZM171 98V99H170ZM35 99H36V101H35ZM46 99V100H45ZM163 99V100H162ZM168 99H169V101H168ZM21 100V101H20ZM27 100H28V102H27ZM33 100V101H32ZM45 100V101H44ZM55 100V101H54ZM62 102H61V101ZM170 100H171V102H170ZM180 100V101H179ZM190 100H192V99H189V101ZM20 101V102H19ZM47 101V102H46ZM50 101V102H49ZM66 101V102H65ZM74 102V104H75V106H74V104H72L73 102ZM126 101H124V102H126ZM182 101V102H181ZM13 102V103H12ZM26 102H27V105H26ZM53 102V103H52ZM54 102H56L55 104H54ZM70 102V103H69ZM123 102V103H124ZM170 102V103H169ZM196 102V101H195ZM205 102V101H204ZM220 102V103H219ZM219 102H217V104H215L216 106L217 105H221V106H218L217 108H215V105L213 104V106H212V104H211V106H207L205 109V111L207 112L208 110H210V112H213V113H211L213 116L212 117H210L211 119H209V117H208V122L211 124V120H213V117H214V119L215 120H213V121H215L216 122V119L219 117V116H222V111L220 112V113H218V114H216L215 113V111L216 110H213V109H218L219 107H220V109H222L223 111H228L227 109H231V108H226L225 106L226 105H224L225 103H227V101H219ZM234 102V100L233 101H231L230 103H233ZM8 103V104H7ZM23 103H24V105H23ZM32 103V104H31ZM36 103V104H35ZM47 103V104H46ZM139 103V105H137ZM146 103V104H145ZM148 103V104H147ZM151 103V104H150ZM167 103H169V104H167ZM171 103L173 104V107H174V105H175V107L173 108L172 107V105H171ZM187 103H188V101H187ZM219 103V104H218ZM222 103V104H221ZM229 103V102H228ZM228 103H227V105H228ZM35 104V105H34ZM63 104V105H62ZM87 104V103H86ZM125 104V103H124ZM142 104V105H141ZM153 104V105H152ZM163 104V105H162ZM168 106H167V105ZM194 104H196V103H194ZM197 104H199V101H198V103ZM201 104V103H200ZM127 105V106H128ZM145 105V106H144ZM223 105V106H222ZM10 106V107H9ZM24 106V108H22V107ZM49 106V107H48ZM60 106V107H59ZM62 106V107H61ZM71 106V108H69V107ZM160 106H162L163 108H159ZM21 107V108H20ZM27 107V108H26ZM76 107V108H75ZM85 107L87 108V110H89V114H88V112H87V110H85ZM142 107V108H141ZM145 109H144V108ZM149 107H150V110L148 111V109H149ZM157 107V108H156ZM208 107H212V108H210V109H207ZM221 107H224V108H221ZM8 108V109H7ZM40 108V109H39ZM68 108V109H67ZM152 108V109H151ZM154 108H156V109H154ZM167 108H169V111L167 110V111H165ZM177 108V109H176ZM183 108V109H182ZM26 109H28V110H26ZM48 109V110H47ZM62 109V110H61ZM72 109V110H71ZM76 109H78V110H80V111H78V110H76ZM140 109H142V110H140ZM144 109V110H143ZM174 109V110H173ZM9 110V111H8ZM34 112H33V111ZM64 110V111H63ZM65 110H68V112H66ZM71 110V112L69 113V111ZM74 110V111H73ZM82 110V111H81ZM148 112H147V111ZM160 110L162 111V112H160ZM171 110V111H170ZM2 111V112H1ZM39 111V112H38ZM73 111V112H72ZM85 111V112H84ZM143 111H145V114H144V112ZM151 111V112H150ZM152 111H154V112H156V113H152ZM43 112V113H42ZM75 112H78V113H75ZM84 112V113H83ZM141 112H143V113H141ZM146 112H147V114H146ZM159 112V113H158ZM169 112H170V114H169ZM47 113V114H46ZM63 113V114H62ZM72 113V114H71ZM80 113H83V115L81 114L80 115ZM87 113V114H86ZM172 113V114H171ZM42 114V115H41ZM74 114V115H73ZM142 114H144V115H142ZM161 114V115H160ZM162 114H165V115H163V118H161L162 117ZM4 115V116H3ZM33 115V116H32ZM38 115H41V116H38ZM73 115V116H72ZM152 116V118H150V116ZM154 115V116H153ZM18 116H20V117H18ZM61 116V117H60ZM65 116H66V118H65ZM88 116V117H87ZM135 116H138L137 118L135 117ZM144 116V117H143ZM159 116H161V117H159ZM167 116V117H166ZM201 116V117H200ZM8 117V118H7ZM14 117V118H13ZM39 117V118H38ZM64 119H63V118ZM74 118V120H73V118ZM83 117H85V118H83ZM86 117H87V119H86ZM135 117V118H134ZM149 117V118H148ZM195 117H192V119L193 118H195ZM9 118H11V119H9ZM15 118H19L21 121V123H19V119L18 120H15L14 121V119ZM147 118V119H146ZM158 118H160L159 120H157ZM165 118V119H164ZM169 118V119H168ZM199 118V119H198ZM202 118V119H201ZM206 118V117H205ZM4 119H6V120H4ZM7 119L9 120V122L7 121ZM67 119V120H66ZM75 119H76V121H75ZM146 119V120H145ZM149 119V120H148ZM164 119V120H163ZM3 120V121H2ZM11 120V121H10ZM24 120V121H23ZM26 120H28V121H26ZM48 120V121H47ZM63 120V121H62ZM64 120H66V122L64 121ZM78 120H80V122L78 121ZM87 121L88 123H93L92 125L91 124H88V123H83V122H85V121ZM206 120H207V118H206ZM205 120V121H206ZM4 121L6 122V125L4 124ZM13 121H14V123H13ZM16 121H18V123L16 122ZM31 121V122H30ZM43 121V122H42ZM56 121V122H55ZM60 121V122H59ZM71 121V123H75L76 125H77V123L79 122V124L80 125H77L78 126V129H80V133L78 132V129H75V128H77V126L74 124L72 127H71V123H69ZM141 123H140V122ZM150 121H151V123H150ZM165 121V122H164ZM204 121V123H206V125L207 124H209L208 122H205ZM212 121V123L214 124L215 122H213ZM46 122V123H45ZM162 122H164V123H162ZM8 123V124H7ZM10 123H12V128H15L16 130H17V132H19V133H17V132H15L16 130H14V129H10ZM17 123V124H16ZM27 125H26V124ZM29 123V124H28ZM34 123V124H33ZM59 123H61V124H59ZM16 124V125H15ZM20 124V125H19ZM22 124V125H21ZM57 124V125H56ZM60 126H59V125ZM62 124H65V125H62ZM99 124V123H98ZM144 126H143V125ZM198 124V125H199ZM203 124V123H202ZM26 125V126H25ZM42 125V126H41ZM44 125V126H43ZM50 125V126H49ZM86 125V126H85ZM87 125H88V127H87ZM142 125V126H141ZM204 125V124H203ZM15 126V127H14ZM22 126V127H21ZM30 126V127H29ZM55 126H56V129H55ZM59 126V128H58V130H57V127ZM61 126H63V127H61ZM64 126H66V128L64 127ZM89 126H91V127H89ZM212 126V125H211ZM27 127V128H26ZM47 128L48 127V129H50V131L47 129V131H46V129L45 128ZM68 127L70 128H72V131H71V128L68 130ZM153 127V128H152ZM194 127H195V129H194ZM199 129H198V128ZM19 129V131H18V129ZM21 128H23V129H25V130H23V129H21ZM29 128V129H28ZM36 128V129H35ZM67 129L66 131L64 130V129ZM82 128V129H81ZM6 129V130H5ZM40 129V130H39ZM62 129V130H61ZM75 129V130H74ZM84 129V130H83ZM197 129V130H196ZM12 130V131H11ZM28 130V131H27ZM51 130H54V131H51ZM59 130H60V132H63V133H60L59 132ZM92 131L93 132V130H95L94 132V138H92V139H94L93 141H92V139H91V137H89L90 135H89V133H88V131ZM142 130V131H141ZM147 130V131H146ZM201 131L200 133L199 132H197V133H195L196 131ZM15 132V133H17L15 136H14V134L13 133H11V132ZM20 131H22L21 133H20ZM25 131H27L26 133H25ZM31 133H30V132ZM38 131V132H37ZM66 132V134L67 133H69L68 135H66L65 134V132ZM68 131V132H67ZM71 133H70V132ZM75 131V132H74ZM82 131V132H81ZM87 132L88 133V135H87V133L85 134L84 132ZM99 131H100V129H99ZM144 131V132H143ZM159 131V132H158ZM42 133V136L41 135H39V136H37L39 133ZM46 132H47V134H46ZM101 132H99L98 133V136H99V134H101ZM156 132V133H155ZM8 133V134H7ZM26 135H25V134ZM40 133V134H41ZM57 133H59L57 136H56V134ZM150 133V134H149ZM6 134V136L8 137V138H6V137H4V139H3V137H2V135H5ZM22 134V135H21ZM28 134V135H27ZM31 134V135H30ZM37 134V135H36ZM63 134H65V135H63ZM71 134H73L75 137H77L75 140H78L79 141V139L81 138V140L80 141H82L83 142V140H84V142L83 143H87L88 144V140H89V144L87 145V144H83L82 143V145H87V146H85L86 147V149H87V147L89 148V146L90 147H93V146H95V148H94V150H91V149H93V148H89V149H87V150H85V148H84V146H81V142L79 141H77L78 143H76V141L74 140V136H72ZM75 134H78L77 136L75 135ZM79 134H81V135H79ZM141 134V135H140ZM165 134V135H164ZM193 134H195V135H193ZM204 134V135H203ZM9 135V136H8ZM13 135V136H12ZM21 135V136H20ZM33 135H35V137H33ZM61 137H60V136ZM72 136V138H71V136ZM87 135V136H86ZM146 135V136H145ZM166 135H167V137H168V139H166L167 137H166ZM12 136V138L11 139H13V138H15L16 139V141H15V139L14 140H11L10 139V137ZM32 136V137H31ZM44 136V137H43ZM47 136V137H46ZM64 136H66L65 138H64ZM70 137L71 139H67V137ZM143 136V137H142ZM166 138H165V137ZM1 137H2V139H3V141H2V139H1ZM18 137V138H17ZM20 137H21V139H20ZM22 137L24 138V141H25V143L24 142H22ZM27 139H26V138ZM36 137H38V138H36ZM52 137V138H51ZM74 137V138H73ZM109 137V140L107 139ZM114 137H116V138H114ZM190 139H189V138ZM191 137H193L192 139H191ZM42 138H46L45 140L44 139H42ZM49 138H50V140H49ZM56 138V139H55ZM97 138H99L98 140H97ZM117 138H120L121 140H122V142L124 143V145H121V140H119L120 141V143H119V141H118V139ZM143 138V139H142ZM195 138V139H194ZM7 139H9V140H7ZM26 139V140H25ZM40 139H42L43 141H45V142H42V140H40ZM59 139V140H58ZM65 139H67V140H65ZM86 139V140H85ZM88 139V140H87ZM117 139V140H116ZM128 139H130V138H128ZM130 139V140H131ZM140 139H141V141H140ZM150 139V140H149ZM21 142H19V141ZM36 140V142L34 143L33 141H35ZM38 140V141H37ZM41 142H40V141ZM48 140V141H47ZM54 140H58L56 143H58V144H56L55 143V141ZM72 140H74L73 141V143H75V144H71L72 143ZM99 140H101V142L99 141ZM138 142H137V141ZM156 140V141H155ZM32 143H31V142ZM49 141H51V143L49 144ZM53 141V142H52ZM69 142V143H67V142ZM136 141V142H135ZM202 142V144H200L199 145V143L200 142ZM10 144H9V143ZM11 142H14V143H11ZM18 142V143H17ZM26 142H27V144H26ZM40 142V145L39 144H37V143H39ZM61 142H64L63 144H61ZM92 142H93V144H94V142L97 144H92ZM100 142V144H98ZM104 143V147H103V143ZM113 142V143H112ZM133 142V143H132ZM141 144H140V143ZM199 142V143H198ZM2 143H4V144H2ZM5 143H7L8 144V146H7V144H5ZM41 143H43L42 145H41ZM45 143V144H44ZM53 143V145H51ZM56 144V146L54 147V145ZM67 143V144H66ZM108 143V144H107ZM118 143H119V145H118ZM122 143V144H123ZM126 143V144H125ZM129 143V145H131L130 147H129V145H128V147H127V144ZM136 143V144H135ZM139 143V144H138ZM160 143V144H159ZM162 143V144H161ZM164 143V144H163ZM197 143V144H196ZM12 144V145H11ZM19 144H20V146H19ZM31 144H33V145H31ZM37 146H36V145ZM60 144H61V147H60ZM71 144V145H70ZM78 144V147H77V150H76V152H75V149H76V145ZM80 144V145H79ZM93 146H92V145ZM108 145V147H107V145ZM134 144V145H133ZM143 144V145H142ZM147 144V145H146ZM172 144V145H171ZM197 146H196V145ZM6 145V146H5ZM18 145V146H17ZM46 145V146H45ZM50 145V146H49ZM99 145V146H98ZM100 145H102V146H100ZM105 145H106V149H108V151L107 152H109V153H111V154H113L114 155V157H113V155L111 156L110 154H107V152H106V149H105ZM120 145H121V147H120ZM125 145H126V148H125ZM138 145H139V147H138ZM164 145V146H163ZM204 146V145H207V146H205V147H202L201 149H200V147L199 146ZM237 145H238V143L236 144V147H237ZM255 143L254 144H252L251 145V147L250 148H252V147H255ZM17 146V147H16ZM31 146V147H30ZM45 146V147H44ZM52 148L51 150H50V148ZM52 146V147H51ZM72 148H70V147ZM97 146H98V149H99V151H103V149H104V151L102 152L101 151V153H103L102 154V156L101 155H98L97 156V154H98V152L99 151H97L96 150V148H97ZM122 146H124V147H122ZM134 146H136V147H134ZM145 146V147H144ZM156 146V147H155ZM10 147V148H9ZM11 147H16V148H11ZM40 147V148H39ZM41 147H43V149H44V151H46V152H48V153H46V152H42V148ZM47 147V148H46ZM58 147H60V148H58ZM111 147V148H110ZM162 147H163V149H162ZM20 148H21V150H20ZM35 148V149H37L36 151H35V149L33 150V149ZM39 148V149H38ZM64 150H63V149ZM67 148H69V149H67ZM80 148V149H79ZM82 148V149H81ZM113 148H114V151H112L113 150ZM125 148V149H124ZM128 148V149H127ZM145 148V149H144ZM159 148V149H158ZM260 148V147H259ZM17 149H18V151L19 152H17ZM41 149V150H40ZM57 150L56 152H55V150ZM205 149H203L202 151H200V154L202 153V154H204L205 153ZM245 150L247 149V147H245L244 148ZM31 150H32V153H31ZM38 150H39V152H38ZM48 150H50V151H48ZM63 150V151H62ZM81 150V152H78V151H80ZM83 150H85V151H87V152H89L88 153V155H89V157L86 155L87 153L85 152V151H83ZM89 150V151H88ZM91 150V151H90ZM97 152H96V151ZM110 150V151H109ZM166 150V151H165ZM253 150H254V148H253ZM3 151H5V152H3ZM14 151L15 152H17V154L16 153H14ZM93 151H95V152H93ZM112 151V152H111ZM121 151V152H120ZM134 151V152H133ZM143 151H145V152H143ZM249 152H247V154H250V150H248ZM33 152H35V154L33 153ZM62 152H64V153H62ZM65 152H67V154L65 153ZM72 152V153H71ZM73 152H75V153H73ZM106 152V153H105ZM118 153L119 155L118 156H116L115 155V153ZM126 152V153H125ZM161 152H163V153H161ZM168 152V153H167ZM2 153H4V154H2ZM20 153V154H19ZM39 155H38V154ZM42 153V154H41ZM46 153V154H45ZM52 153V154H51ZM56 153V154H55ZM81 153V154H80ZM85 153V154H84ZM97 153V154H96ZM100 152H99V154H101ZM116 153V154H117ZM121 153H122V155H121ZM154 153V154H153ZM167 154V155H165V154ZM190 153V154H189ZM191 153H193V154H191ZM199 153V152H198ZM7 154V155H6ZM12 154V155H11ZM25 154V155H24ZM28 154V155H27ZM37 154V155H36ZM48 154V155H47ZM49 154H51V155H49ZM54 154V155H53ZM63 156H62V155ZM72 154H74L73 156H71ZM78 154V155H77ZM95 154V155H94ZM107 154V155H106ZM147 154V155H146ZM155 154H157L156 155V158H155ZM159 154V155H158ZM6 155V156H5ZM53 155V156H52ZM75 155H76V157L78 158L79 156H80V158H78V160L76 159V157H75ZM85 157V155H86V157H85V159H84V157ZM94 155V156H93ZM105 155H106V158H103V157H105ZM109 155V156H108ZM146 155V157L148 158H145L144 156ZM7 156H8V158H7ZM12 156H13V159H11L12 158ZM34 156V157H33ZM37 158H36V157ZM41 156V157H40ZM50 157V158H48V157ZM99 156H101L100 157V160H99ZM108 156V157H107ZM122 156V157H121ZM149 156H151V158L154 160V162H152L153 160H151V158L149 157ZM161 156H164L165 158L164 159H162L163 157H161ZM188 156H190V157H188ZM244 156V155H243ZM2 157V158H1ZM11 157V158H10ZM39 157V158H38ZM71 157V158H70ZM82 157H83V159H82ZM96 157V158H95ZM98 157V158H97ZM118 159H117V158ZM10 158V159H9ZM26 158V159H25ZM34 158V159H33ZM69 158V159H68ZM94 160H93V159ZM115 160V158L117 159L116 160V164H114L115 163V161L113 160V159ZM144 158H145V160H144ZM149 158H150V164H148L149 163ZM5 159V160H4ZM17 159V160H16ZM32 159V160H31ZM36 159L38 160V161H36ZM58 159V160H57ZM74 159V160H73ZM76 159V160H75ZM79 159H81V160H79ZM88 159V160H87ZM219 159V160H218ZM8 160V161H7ZM19 160V161H18ZM31 160V161H30ZM47 160H48V162H47ZM51 160V161H50ZM55 160H56V162H55ZM72 160V161H71ZM97 160V161H96ZM104 160V161H103ZM121 160H123V161H121ZM144 162H143V161ZM146 160H148V162L146 161ZM159 160H161V161H159ZM216 160H218V161H216ZM3 161V162H2ZM12 161H14V162H12ZM46 161V162H45ZM58 161V162H57ZM72 162V163H69V162ZM78 161V162H77ZM87 161H89V162H87ZM121 161L122 162V164H121V162L119 163V162ZM128 161V162H127ZM137 161H140V163L139 162H137ZM164 161V162H163ZM187 161V162H186ZM2 162V163H1ZM6 162H8V164L9 165H7V163ZM10 162V163H9ZM20 162V163H19ZM28 162V163H27ZM32 164V166H30L31 164ZM64 162V163H63ZM87 162V163H86ZM94 162V163H93ZM104 162V163H103ZM114 162V163H113ZM147 162V163H146ZM162 162V163H161ZM244 164V166H246V167H244V166H241V164L242 163ZM14 163V164H13ZM35 163V164H34ZM49 163V164H48ZM61 163V164H60ZM67 163L68 164H70V165H67ZM76 165H74V164ZM83 163H84V165L86 164V165H88L89 166V169H88V167H86V166H84L83 165ZM107 163V164H106ZM154 163V164H153ZM164 163V164H163ZM218 163V164H217ZM238 163V164H237ZM27 164V165H26ZM39 166H38V165ZM45 164H46V166L48 165V167H46L45 166ZM55 167V169H53L54 167L52 166V165ZM110 164V165H109ZM123 164H124V166H123ZM141 164H144L143 166H145V164H146V166L147 165H150V166H148V168L149 169H151V170H149L146 166H145V168L141 165ZM156 164V165H155ZM159 164V165H158ZM162 164H163V166H162ZM246 164V165H245ZM2 165V166H1ZM4 165H7V167L5 168L4 167ZM36 165V167H34V166ZM52 167H51V166ZM57 165H59L60 166V169H58L59 168V166H57ZM63 165V166H62ZM66 165H67V168L68 167H70V168H65L66 167ZM96 165H97V167H96ZM117 167H116V166ZM123 166V167H121V170H120V167L119 166ZM139 165V166H138ZM186 166V168H187V171L185 170L186 168H185V166ZM237 165V166H236ZM11 166V167H10ZM29 166V167H28ZM40 166H42V168H44V167H46V169L47 170H49V171H47L46 169H42ZM78 166V167H77ZM79 166H81V167H79ZM84 166V167H83ZM110 166V167H109ZM157 168H156V167ZM170 166V167H169ZM241 166V167H240ZM4 167V168H3ZM14 167V168H13ZM22 167V168H21ZM35 169H34V168ZM51 167V168H50ZM87 168V169H83V168ZM105 167V168H104ZM133 167V168H132ZM218 167V168H217ZM237 167H240V169H242V171L241 170H239V168H237ZM244 167V168H243ZM255 167V166H254ZM261 167V168H260ZM7 168H9V169H7ZM24 168V169H23ZM26 168V169H25ZM30 168V169H29ZM39 168V169H38ZM64 168H65V171L62 173V174H60L61 172H62V170H64ZM74 168H76V169H74ZM79 168V169H78ZM95 168V169H94ZM97 168V169H96ZM119 170H118V169ZM125 170H124V169ZM129 168V169H128ZM162 168V169H161ZM165 168L167 169V171H169V172H167V171H165ZM201 168V169H200ZM205 168V169H206ZM210 168V169H209ZM214 168V169H213ZM245 168H247V169H245ZM12 169L14 170V171H12ZM32 169V170H31ZM52 169V170H51ZM58 169V170H57ZM69 171V170H71V174H69V172H67V170ZM91 169H93V170H91ZM112 169V170H111ZM193 171H192V170ZM199 171H198V170ZM217 169H218V171H217ZM8 170H9V172H8ZM27 170V171H26ZM36 170V171H35ZM46 170V171H45ZM76 172H75V171ZM81 170V172L79 173V171ZM84 170H87V172H83ZM118 170V171H117ZM140 170V171H139ZM154 171V173H153V171ZM163 172H162V171ZM182 172H181V171ZM209 170V171H208ZM19 171V172H18ZM30 171H31V173H30ZM40 171V172H39ZM55 171V172H54ZM58 171H59V173H58ZM72 171L74 172V173H72ZM108 171H109V173L110 174H108ZM116 171V172H115ZM126 171V172H125ZM151 171H152V173H151ZM156 171V172H155ZM158 171V172H157ZM162 172V173H164V174H162V173H159V172ZM172 171H174V172H172ZM178 173H177V172ZM190 171H192V172H190ZM201 171H202V173H201ZM238 171H240V173H238ZM46 172V173H45ZM49 172V173H48ZM56 173V174H54V173ZM66 172V173H65ZM113 172V173H112ZM129 172V173H128ZM139 172V173H138ZM150 172V175L148 174ZM166 172H167V174H166ZM189 172H190V174H189ZM219 174H218V173ZM234 172H235V174H234ZM21 173H23V174H21ZM29 173V174H28ZM77 173H79V174H77ZM95 173V174H94ZM122 173V174H121ZM124 173V174H123ZM178 174L179 175V179H180V181L178 182V178H176L175 179V177L174 176H178V175H175V174ZM191 173H193L192 175H191ZM197 173V174H196ZM242 173H244V175L242 174ZM32 174H34V175H32ZM37 174V175H36ZM39 174H40V176H42V177H40V179L42 180V179H44L43 180V182L47 179V182L45 183H43L40 179H38L39 178ZM55 175V176H53V175ZM60 174V175H59ZM74 175V177H76L77 178V180H76V178H74L73 177V175ZM126 174V175H125ZM137 176L136 177V181L134 180L133 181V177L135 176V175ZM169 174V175H168ZM171 174V175H170ZM172 174H173V176H172ZM200 174V175H199ZM213 174V175H212ZM236 174H240V175H237L236 176ZM256 174V175H255ZM9 175V178H7L6 176H8ZM63 175V176H62ZM71 175H72V178H71ZM83 175V176H82ZM117 175V176H116ZM122 175H123V177H122ZM158 175H161V176H159V178H158ZM166 175V177L167 176H169V177H164ZM187 175V176H186ZM205 175V176H204ZM209 175V176H208ZM212 175V176H211ZM217 175V176H216ZM235 175V176H234ZM5 176V177H4ZM14 176H16L17 178H20V180L19 179H16V177H14ZM21 176V177H20ZM33 177V178H30V177ZM59 178H58V177ZM80 178H79V177ZM86 176V177H85ZM89 176V177H88ZM93 176V177H92ZM144 176V177H143ZM150 176V177H149ZM189 176V177H188ZM194 176H196V178H194ZM203 176H204V178H203ZM210 176H211V178H210ZM215 176H216V178H215ZM11 177V178H10ZM12 177H14V178H12ZM45 177V178H44ZM50 177H52L51 179H49ZM107 177V178H106ZM108 177L110 178V179H108ZM117 177H119L118 179H117ZM123 179H122V178ZM173 177H174V179H173ZM199 177V178H198ZM200 177L202 178V179H200ZM205 177L207 178V177H209V178H207V179H205ZM236 177V178H235ZM25 178V179H24ZM36 178V179H35ZM56 180H54V179ZM58 178V179H57ZM67 178V179H66ZM70 178H71V180H73V181H75V182H73V181H71L70 180ZM83 178V179H82ZM94 178V179H93ZM106 178V179H105ZM112 178V179H111ZM115 178V179H114ZM130 178V179H129ZM170 178V179H169ZM191 178V179H190ZM213 178V179H212ZM240 178V177H239ZM11 179H13V180H11ZM27 179H28V181H27ZM29 179H33V180H29ZM39 181H38V180ZM54 180V182H53V180ZM59 179H61V180H59ZM63 179V180H62ZM66 179V180H65ZM80 179V180H79ZM117 179V180H116ZM135 179V178H134ZM162 179V180H161ZM174 180L173 182L174 183H176V185H174L173 184V182L171 181V180ZM182 179V180H181ZM185 179V180H184ZM198 179V180H197ZM207 181H205V180ZM212 179V180H211ZM264 179V176H262V177H260L259 179H257V180H255V183H254V186H256V184L259 182V180L261 181V180H263ZM8 180V181H7ZM50 182H49V181ZM68 180V181H67ZM86 180V182H84ZM89 180V181H88ZM109 180H111V182L109 181ZM114 180V181H113ZM130 180V181H129ZM132 180V181H131ZM176 180V181H175ZM195 180V181H194ZM211 180V181H210ZM17 181H18V183L19 182H21V183H19L18 184V186H20V187H22L21 189H20V187H18V186H16L17 185ZM32 181H34V182H32ZM66 181V182H65ZM69 181H71V182H69ZM110 183H109V182ZM116 181H119V184L117 185V186H120V185H122V186H120L119 188H117L116 187V191H114V193L112 194V192H113V190L115 189V183H116ZM123 181V182H122ZM129 181V182H128ZM139 181V182H138ZM159 181V182H158ZM170 182L169 184H167V182ZM185 181V182H184ZM188 182V184H186L187 182ZM192 181V182H191ZM216 181V182H217ZM4 182V183H3ZM25 182V183H24ZM27 182V183H26ZM43 183V185H44V187H42L43 185H41L42 183ZM92 182V183H91ZM109 183V185H111V188L109 187V185L108 184H106V183ZM114 182V183H113ZM127 184L126 186L124 185V187H123V184ZM135 182V184H133ZM183 182V183H182ZM24 183V184H23ZM35 185H34V184ZM36 183H38V185L36 184ZM48 183V184H47ZM64 183V184H63ZM72 183V184H71ZM81 183H83V185L81 184ZM129 183H131V184H129ZM159 183H161V185L159 184ZM172 183V184H171ZM185 183V184H184ZM195 183V184H194ZM208 183V184H209ZM7 184V185H6ZM21 184V185H20ZM45 184H47V187H46V185ZM67 184V185H66ZM75 184H77V185H74ZM79 184L80 185H82V186H80V188H79ZM95 184V185H94ZM156 184H159V185H156ZM163 184H165V185H163ZM179 184V185H178ZM180 184H182V185H180ZM194 184V185H193ZM6 185V186H5ZM37 185V186H36ZM41 185V186H40ZM58 187H57V186ZM105 185H108V187L106 186V188H105ZM130 185V186H129ZM135 185V186H134ZM169 185V186H168ZM187 185H188V187H191V188H189V190L186 188L187 187ZM244 185V186H243ZM15 186V187H14ZM40 186V187H39ZM56 186V187H55ZM84 186V187H83ZM137 186V188L135 189V187ZM181 186V188H179V187ZM192 186H193V188H192ZM243 188H242V187ZM25 187V190H23V188ZM68 187H70V188H68ZM73 187H75V188H73ZM84 189H83V188ZM87 187V188H86ZM90 187V188H89ZM114 187V188H113ZM131 187V188H130ZM151 189H150V188ZM156 187H158L157 189H156ZM160 187V188H159ZM164 187V189H162ZM174 187H175V189H174ZM176 187H178L179 188V190H178V188L176 189ZM6 188V189H5ZM26 188L28 189V190H26ZM38 188H40V189H38ZM43 188H44V190H43ZM56 188H57V191H56ZM59 188V189H58ZM71 188H73V189H71ZM77 188V189H76ZM94 188H95V190H94ZM122 188V189H121ZM129 188V189H128ZM186 188V189H185ZM8 189V190H7ZM10 189V190H9ZM69 189V190H68ZM70 189H71V191H73L72 193L73 194H71V191H70ZM79 189V190H78ZM81 189V190H80ZM107 189H108V191H107ZM109 189H112V190H110V193H109ZM118 189H121V190H118ZM135 189V190H134ZM155 189V190H154ZM159 189V190H158ZM168 189L170 190V189H172V191H168ZM212 189V190H211ZM237 189V190H236ZM240 189V190H239ZM32 190V191H31ZM36 190V191H35ZM41 190V191H40ZM56 191V193H55V191ZM63 190H67L66 192L65 191H63ZM74 190H75V192H74ZM118 190V191H117ZM133 190V191H132ZM152 190H154V191H152ZM162 190V191H161ZM165 190V191H164ZM175 190V191H174ZM181 190H182V192H181ZM216 190V191H215ZM222 190V192H219V191H221ZM239 190V191H238ZM9 192V194H8V192ZM17 191H18V193H17ZM26 193H25V192ZM54 191V192H53ZM78 191V192H77ZM90 191V192H89ZM105 191H107V192H105ZM136 193H135V192ZM161 191V192H160ZM163 191H164V193H163ZM174 191V192H173ZM186 191H187V193H186ZM213 191V192H212ZM236 193H235V192ZM27 192H29V194H27ZM61 194H60V193ZM69 192H70V194H69ZM83 192V193H82ZM104 192H105V194H104ZM126 192V193H125ZM132 192V193H131ZM147 192V193H146ZM154 192H156V193H154ZM168 192V193H167ZM12 193H14L13 195H12ZM53 193V194H52ZM57 195H55V194ZM81 193V194H80ZM91 195H90V194ZM109 195H108V194ZM116 193V194H115ZM123 193V194H122ZM152 193H154V194H152ZM160 193V194H159ZM163 193V194H162ZM170 193V194H169ZM172 193V194H171ZM176 193V194H175ZM177 193H178V195H177ZM184 193H185V195H184ZM218 193H220V194H218ZM33 194V196L35 197V198H32L33 196H31ZM67 195V196H65V195ZM115 194V195H114ZM120 194V195H119ZM122 194V195H121ZM133 194V195H132ZM137 194V195H136ZM143 194V195H142ZM150 194H151V196H153V198L150 196ZM167 194H169V195H166ZM177 196L176 198H175V195ZM181 194H183V196L182 197H184V198H181ZM225 194V193H224ZM17 195V196H16ZM29 195V196H28ZM47 195V196H46ZM65 196L66 198H72V199H65V197H63V196ZM76 197H74V196ZM78 195V196H77ZM90 195V196H89ZM98 195V196H97ZM105 195V197L106 198H104L103 196ZM108 195V196H107ZM112 195H113V197H112ZM147 195V196H146ZM165 195V196H164ZM187 195V196H186ZM229 195V194H228ZM261 195H264V194H259V196L257 197V198H260L261 197ZM9 196V197H8ZM13 196V197H12ZM40 196V197H39ZM49 196V197H48ZM51 196V197H50ZM58 196L60 197H62V198H58ZM71 196V197H70ZM73 196V197H72ZM100 196H102V197H100ZM122 196L124 197V198H122ZM133 196V197H132ZM143 196V197H142ZM156 196V197H155ZM162 196V197H161ZM165 198H164V197ZM171 196H172V199H171ZM219 196H221V197H219ZM224 196V195H223ZM10 197H11V199H10ZM14 197L15 198H17V200H15L14 199ZM30 197L32 198V199H30ZM109 197H111V199L109 198ZM114 197H116L115 199L116 200H118V201H115V200H112ZM121 197V198H120ZM166 197H168V199H169V197H170V199L168 200V199H166ZM181 199H180V198ZM186 197V198H185ZM215 197H217L218 198V200H215V199H217V198H215ZM225 197V196H224ZM264 197V196H263ZM18 198H19V200H18ZM39 198V199H38ZM51 198V199H50ZM75 198V199H74ZM78 198V199H77ZM96 198V199H95ZM118 198H120L121 200H119ZM132 198V199H131ZM140 198V199H139ZM155 198H156V200H157V202H155V204H154V201H156L155 200ZM160 198V199H159ZM161 198L163 199V200H161ZM174 198V199H173ZM210 198V197H209ZM219 198H220V200H219ZM257 198H255V200H257ZM29 200V202H28V200ZM47 199H50V201L49 200H47ZM59 199H61L62 201L60 202V200ZM65 199V200H64ZM98 199V200H97ZM101 199H103V200H101ZM107 199H108V201H107ZM138 199V200H137ZM176 199V200H175ZM182 199H185V200H182ZM224 199V198H223ZM222 199V200H223ZM231 199H229V200H231ZM59 200V201H58ZM70 200V201H69ZM97 202H96V201ZM125 200V201H124ZM150 200V201H149ZM154 200V201H153ZM162 202H160V201ZM200 200V201H199ZM221 200V201H222ZM11 201H12V203H13V201L15 202V203H13V207L14 208H12V203H11ZM39 201V202H38ZM52 201V203H54V204H51L50 202ZM65 201V202H64ZM67 201V202H66ZM71 203H69V202ZM92 201V202H91ZM95 201V202H94ZM102 201V202H101ZM115 201V202H114ZM121 201V202H120ZM152 201V202H151ZM159 201V202H158ZM165 201V202H164ZM175 201V202H174ZM178 201H180V202H178ZM6 202V203H5ZM23 202H25L24 203V205H23ZM86 202V203H85ZM120 202V203H119ZM134 202V203H133ZM138 202H140V203H138ZM173 202V203H172ZM184 202V203H183ZM3 203V204H2ZM9 203V204H8ZM17 203V204H16ZM37 203H40V204H37ZM45 204V206H46V208H45V206L44 205H42V204ZM59 203V204H58ZM64 205V206H61L62 204ZM66 203H67V205H66ZM80 203H81V205H80ZM85 203V204H84ZM110 203V204H109ZM115 203H116V206H117V208H116V206H115ZM121 203H123L122 205V208H121V205H119V204H121ZM133 203V204H132ZM146 203H147V205H146ZM148 203H149V205H148ZM168 203V204H167ZM181 203H183V204H181ZM36 204V205H35ZM58 204V205H57ZM61 204V205H60ZM96 204V205H95ZM115 206V207H113V209H115V211L112 209V206L113 205ZM124 204H127V206L126 205H124ZM135 204V205H134ZM154 204V205H153ZM167 204V205H166ZM11 207H10V206ZM16 205H17V207H16ZM19 205V206H18ZM42 205V206H41ZM51 205H53L52 207H51ZM59 205H60V207H59ZM79 205V206H78ZM86 205V206H85ZM92 205V206H91ZM102 205V206H101ZM105 205V206H104ZM106 205L108 206H110V205H112V206H108V207H106ZM129 205H131V206H129ZM138 205H141V206H138ZM184 205V206H183ZM189 205H191V206H189ZM194 205L196 206V207H194ZM199 205V206H198ZM8 206V207H7ZM21 206V207H20ZM101 206V207H100ZM128 206H129V209H128V211H127V208H128ZM134 206H136V207H134ZM47 207H49V208H47ZM76 207V208H75ZM106 207V208H105ZM125 207V209H123ZM133 209H132V208ZM139 207H141L140 209H138ZM146 207H147V209H146ZM183 207V208H182ZM189 207V208H188ZM192 207V208H191ZM200 207V208H199ZM17 210H16V209ZM24 209V210H22V212H19V211H21V210H19V209ZM40 209V210H38V209ZM44 208H45V210H44ZM81 208H82V210H85V212H83L82 210H81ZM136 208V209H135ZM193 208H195V209H193ZM203 208H204V210H206V211H203ZM206 208V209H205ZM5 209V210H4ZM13 209V210H12ZM54 209V210H53ZM96 209V210H95ZM105 209L107 210V209H110V210H107L108 212H106L105 211ZM119 209V210H118ZM131 209V210H130ZM182 209V210H181ZM199 211H198V210ZM202 211H201V210ZM15 210H16V212H15ZM42 210V214H40L41 211ZM81 210V211H80ZM93 210V211H92ZM103 210H104V212H103ZM118 210V211H117ZM134 210V211H133ZM153 210H156L155 208H153ZM181 210V211H180ZM187 210H189V211H187ZM1 211H0V215H1ZM6 211V212H5ZM24 211H25V213H27V214H25L24 213ZM27 211V212H26ZM50 211V212H49ZM90 211V212H89ZM99 211L101 212V214L99 213ZM124 211V212H123ZM133 211V212H132ZM201 211V212H200ZM233 211H235V210H233ZM10 212V213H9ZM29 212V213H28ZM35 212V213H34ZM44 212V213H43ZM46 212V213H45ZM88 212V213H87ZM92 212V213H91ZM111 212H114V213H118V214H115V217H114V213H111ZM125 212H128V215H127V213H125ZM132 214H131V213ZM179 212H181V213H179ZM184 213V215H183V213ZM189 212H193L192 214L191 213H189ZM19 213H21V215L22 216H20V214ZM23 213V214H22ZM90 213H91V215H90ZM102 213H104V214H102ZM105 213H107V214H105ZM121 213H125L124 215L123 214H121ZM130 213V214H129ZM186 213V214H185ZM194 213H196V214H194ZM25 214V215H24ZM30 214L32 215L33 214V216H30ZM261 214H262V216H264V211L263 212H261ZM260 214V215H261ZM9 215L11 216L10 218L12 219H9ZM29 215V217H27ZM50 215V216H49ZM81 215V216H80ZM88 215V216H87ZM101 215V216H100ZM122 215V216H121ZM24 216V217H23ZM56 216H58V217H56ZM96 216H98V217H96ZM120 216V217H119ZM130 216L128 217V218H130ZM190 216H192V217H190ZM2 217V218H1ZM14 217V218H13ZM21 219H20V218ZM26 217H27V219H26ZM34 217V218H33ZM43 219H42V218ZM78 217V218H77ZM91 217V218H90ZM93 217H94V222L92 221V219H93ZM113 217V218H112ZM163 219H162V218ZM201 217H203V218H201ZM8 218V219H7ZM18 218V220L20 221H18V220H16ZM32 218V219H31ZM51 218V219H50ZM54 218V219H53ZM58 218H59V220H58ZM62 218H64V220H62ZM81 218H82V220H81ZM100 220H99V219ZM111 218V219H110ZM117 218V219H116ZM158 218H159V220L162 222V223H160L159 221V223H158V225L156 224V222H157V220H158ZM5 219V220H4ZM31 219V220H30ZM36 219V220H35ZM50 221H49V220ZM53 219V220H52ZM85 219V220H84ZM88 219V220H87ZM90 219V220H89ZM108 219H110V220H108ZM162 219V220H161ZM165 219V220H164ZM11 221V222H4V221ZM15 220V221H14ZM25 220H26V222H25ZM27 220H28V222H27ZM80 220V221H79ZM105 220H106V225H105ZM113 220V221H112ZM115 220V221H114ZM117 220H118V222H117ZM154 220V221H153ZM155 220H156V222H155ZM31 221H33V222H31ZM59 221V222H58ZM77 223H76V222ZM89 221H92V222H89ZM98 221V222H97ZM121 221V222H120ZM168 222V224H166L167 222ZM210 221H212V219H210L209 221H207L206 223H208V222H210ZM25 222V223H24ZM55 222V223H54ZM68 222V223H67ZM73 222V223H72ZM78 222H79V224H78ZM80 222H82L81 224H80ZM86 222V223H85ZM118 225V226H116V225H114L115 223ZM120 222V223H119ZM153 222H155L154 224H156V225H154L153 224ZM165 222V223H164ZM193 223H195V221H192ZM189 223L188 224V226L189 225H191V224H193V223ZM10 223V224H9ZM53 223V224H52ZM61 223V224H60ZM77 225H76V224ZM90 225H89V224ZM96 223V224H95ZM104 223V224H103ZM107 223H109V224H107ZM6 224V225H5ZM60 224V225H59ZM68 224H70V225H68ZM72 224H75V226L74 225H72ZM110 224H111V226H112V224H113V226L112 227H110ZM165 224H166V226H165ZM40 225V226H39ZM58 225V226H57ZM78 225H81V226H78ZM86 225V226H85ZM108 225V226H107ZM141 225H142V227H141ZM147 225H149V226H147ZM66 226V227H65ZM70 226H73V228L72 227H70ZM78 226V227H77ZM89 226V228H87ZM92 226V227H91ZM94 226V227H93ZM102 228H101V227ZM157 226H160L159 228L157 227ZM165 226V227H164ZM97 227V228H96ZM115 227V228H114ZM116 227H117V229L118 228H120L123 232L124 231H126V234H125V232H124V235H123V232L120 230V229H118V231L117 230H115V231H113L114 229H116ZM149 227V228H148ZM153 227V228H152ZM157 227V228H156ZM164 227V228H163ZM171 227V228H172ZM6 230H5V229ZM91 228V229H90ZM92 228H94V229H92ZM108 228V229H107ZM129 228H130V230H129ZM152 228V229H151ZM179 228V227H178ZM47 229V230H46ZM53 229H55L54 231H53ZM79 229V230H78ZM85 229H87V230H85ZM101 229H103V230H105V231H101ZM112 229V230H111ZM128 229V230H127ZM154 229H158L157 231L156 230H154ZM166 229V228H165ZM21 230H23V231H21ZM89 230V231H88ZM90 230L92 231L91 233H90ZM93 230H96L97 231V233H95V232H93ZM110 230V231H109ZM119 230H120V233H119ZM167 231H168V228L166 229ZM3 231V232H2ZM13 231H14V233H13ZM16 231V232H15ZM19 231V232H18ZM22 233H21V232ZM30 231V232H29ZM31 231H33V232H31ZM53 231V232H52ZM61 231V232H60ZM98 231H99V233H98ZM102 233H101V232ZM115 232V233H113V232ZM131 231H132V233L133 234H130L131 233ZM152 231V232H151ZM156 231V232H155ZM162 231V232H163ZM167 231H166V233H167ZM23 232L25 233V234H23ZM40 232V233H39ZM52 232V233H51ZM110 232V233H109ZM116 232H118V233H116ZM130 232V233H129ZM148 232V234L146 235V233ZM5 233V234H4ZM19 233H21V234H19ZM31 233V234H30ZM37 233H39V234H37ZM83 233H85V234H83ZM88 233V234H87ZM95 233V234H94ZM101 233V234H100ZM151 233L153 234L154 233V235H152L151 236ZM156 233V234H155ZM19 234V235H18ZM23 234V235H22ZM27 234V235H26ZM37 234V235H36ZM98 234V235H97ZM112 235L113 234V238H112V236H110V235ZM116 234V235H115ZM117 234H119V235H117ZM141 234L144 236H141ZM169 234V233H168ZM17 237H16V236ZM39 235V236H38ZM56 235V236H55ZM58 235V236H57ZM86 235V236H85ZM88 235V236H87ZM90 235V236H89ZM93 235H94V237H93ZM99 235L101 236V237H99ZM122 235L123 236H125L126 235V237L128 238H126V237H123V238H121L122 237ZM131 235V236H130ZM135 237H134V236ZM137 235H138V237H137ZM13 236V237H12ZM81 236V237H80ZM97 238H96V237ZM115 236V237H114ZM117 236V237H116ZM121 236V237H120ZM133 236V237H132ZM148 236H149V238H148ZM153 236H154V238H153ZM169 236V237H168ZM40 237V238H39ZM133 238V239H131V238ZM146 237H147V239H146ZM33 238H35V239H33ZM42 238V239H41ZM100 238V239H99ZM107 238V239H106ZM118 238H121L120 240L118 239ZM124 238H126V239H124ZM135 238V239H134ZM156 238V239H155ZM13 239V240H12ZM68 239V240H67ZM85 239H87V240H85ZM94 239H96V242H94L95 240ZM104 239V240H103ZM118 239V240H117ZM123 239V240H122ZM139 239V240H138ZM52 240V241H51ZM53 240H54V242H53ZM105 240H107L106 242L107 243H105ZM132 240V241H131ZM134 240H136V241H134ZM137 240H138V242H137ZM141 240H142V242H141ZM148 240H150V241H148ZM44 241V242H43ZM46 241V242H45ZM68 241V242H67ZM87 241V242H86ZM28 242V243H27ZM41 242V243H40ZM91 242V243H90ZM94 242V243H93ZM127 242V243H126ZM135 242H137L136 244H135ZM141 244H140V243ZM148 242V243H147ZM36 243V244H35ZM44 243V244H43ZM57 243V244H56ZM61 243V244H60ZM68 243V244H67ZM97 243V244H96ZM104 245H103V244ZM132 243H134L133 245L135 246V247H133V245H132ZM139 243V244H138ZM142 243H144V244H142ZM43 244V245H42ZM46 244V245H45ZM66 244V245H65ZM94 244V245H93ZM102 244V245H101ZM126 244H127V246H126ZM28 245V246H27ZM50 245V246H49ZM54 245V246H53ZM68 245V246H67ZM70 245V246H69ZM96 245H98V246H96ZM131 245V246H130ZM158 245H161L160 243L159 244H157V246ZM8 246V247H7ZM48 246V248H46V247ZM67 246V247H66ZM145 246H143L141 249H143V248H145ZM157 246H155V247H157ZM33 249H32V248ZM40 247V248H39ZM53 247V248H52ZM61 247V248H60ZM64 247V248H63ZM70 247V248H71ZM106 247V248H105ZM45 249V251H43L44 249ZM58 248V249H57ZM124 248V249H123ZM27 249H29V250H27ZM35 249V250H34ZM46 249H48V250H46ZM81 249V248H80ZM98 249V250H97ZM105 249V250H104ZM121 249H123V250H121ZM152 249L153 248H151V250L150 249H148V250H150L151 251V253H153V251H152ZM89 250V249H88ZM114 250V251H113ZM144 250L145 249H143V251L142 250H140L139 249V252L141 253V251L142 252H144ZM57 251V252H56ZM80 251V250H79ZM138 251V250H137ZM136 251V252H137ZM150 251H147V252H150ZM20 252V253H19ZM26 252V253H25ZM51 252V253H50ZM110 252H107L105 255H110L111 253ZM116 252H117V255H115L116 254ZM139 252H137V253H139ZM36 253V254H35ZM37 253H38V256H37ZM40 253V254H39ZM109 253V254H108ZM131 253H135V251L134 250H132V252ZM145 253V252H144ZM121 254V253H120ZM125 254V253H124ZM115 255V256H114ZM122 255H123V253H122ZM121 255V256H122ZM134 255H136V253L134 254ZM145 255H147V254H145ZM150 255V254H149ZM35 256H36V258H35ZM51 256H53V257H51ZM58 256H60L58 259H56ZM19 257H23V258H19ZM29 257V258H28ZM32 257V258H31ZM15 258V259H14ZM16 258H17V260H16ZM65 258V259H64ZM117 258V259H116ZM20 259V260H19ZM34 259V260H33ZM43 259V260H42ZM52 259H54L53 261H50V260H52ZM67 259V261H65ZM3 260V261H2ZM23 260H24V262H23ZM28 260V261H27ZM56 260V261H55ZM62 260H63V262H62ZM20 261V262H19ZM54 261H55V263H54ZM58 261V262H57ZM60 261V262H59ZM82 261H84V262H82ZM108 261H110V262H108ZM111 261H114V262H111ZM117 261V262H116ZM62 262V263H61ZM78 262H80V263H78ZM82 262V263H81ZM98 261H87L86 262V260H82V259H79V261L78 260H76V264L78 263V264H90V263H92V264H99V262L97 263ZM106 262L104 263V264H107ZM100 264H103L102 262H100Z\"/></svg>",
	"mask_w": 264,
	"mask_h": 264
}]
</instances>
